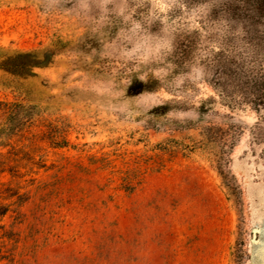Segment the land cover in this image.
I'll return each mask as SVG.
<instances>
[{
	"label": "rangeland",
	"instance_id": "1",
	"mask_svg": "<svg viewBox=\"0 0 264 264\" xmlns=\"http://www.w3.org/2000/svg\"><path fill=\"white\" fill-rule=\"evenodd\" d=\"M207 12L0 0V264H264V113L182 55Z\"/></svg>",
	"mask_w": 264,
	"mask_h": 264
},
{
	"label": "trees",
	"instance_id": "2",
	"mask_svg": "<svg viewBox=\"0 0 264 264\" xmlns=\"http://www.w3.org/2000/svg\"><path fill=\"white\" fill-rule=\"evenodd\" d=\"M183 4L205 6L208 12L200 22L201 30L213 27L220 31L206 36L195 30L185 37L180 43L184 62L198 41L214 39L218 49L201 60L207 83L228 107L248 104L264 113V0H183ZM32 55L0 53V67L12 76L19 75L25 58ZM6 83L21 88L13 80ZM211 101L207 99L199 109ZM256 135L257 140L264 139V127L257 126Z\"/></svg>",
	"mask_w": 264,
	"mask_h": 264
}]
</instances>
